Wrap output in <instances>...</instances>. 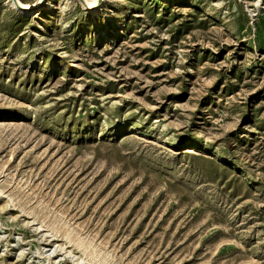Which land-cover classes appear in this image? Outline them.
I'll return each mask as SVG.
<instances>
[{
    "label": "rangeland",
    "instance_id": "374dc122",
    "mask_svg": "<svg viewBox=\"0 0 264 264\" xmlns=\"http://www.w3.org/2000/svg\"><path fill=\"white\" fill-rule=\"evenodd\" d=\"M12 1L0 264H264V0Z\"/></svg>",
    "mask_w": 264,
    "mask_h": 264
},
{
    "label": "bare ground",
    "instance_id": "6f19581e",
    "mask_svg": "<svg viewBox=\"0 0 264 264\" xmlns=\"http://www.w3.org/2000/svg\"><path fill=\"white\" fill-rule=\"evenodd\" d=\"M12 3H13L14 5H17V4H16L15 2H13V1H12ZM89 3H90V4H93V2H89ZM20 5H21V4H20ZM40 5H41V0L38 1V3L36 4L35 7L31 6V4H22V5L19 6V7H20L22 10L29 12V11L34 10V9H39Z\"/></svg>",
    "mask_w": 264,
    "mask_h": 264
},
{
    "label": "water",
    "instance_id": "95a60500",
    "mask_svg": "<svg viewBox=\"0 0 264 264\" xmlns=\"http://www.w3.org/2000/svg\"><path fill=\"white\" fill-rule=\"evenodd\" d=\"M14 2H15V3H18V0H14ZM19 6H20V5L18 4V7H19Z\"/></svg>",
    "mask_w": 264,
    "mask_h": 264
}]
</instances>
